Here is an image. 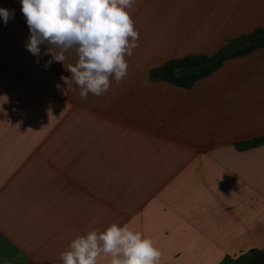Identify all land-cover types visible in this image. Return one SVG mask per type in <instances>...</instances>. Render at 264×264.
Listing matches in <instances>:
<instances>
[{
  "label": "crops",
  "instance_id": "obj_1",
  "mask_svg": "<svg viewBox=\"0 0 264 264\" xmlns=\"http://www.w3.org/2000/svg\"><path fill=\"white\" fill-rule=\"evenodd\" d=\"M0 7L14 11L0 21V264H61L113 223L151 239L159 264L264 250V46L191 87L151 76L264 29V0H135L127 75L86 99L62 79L75 52L46 68L20 0Z\"/></svg>",
  "mask_w": 264,
  "mask_h": 264
},
{
  "label": "clouds",
  "instance_id": "obj_2",
  "mask_svg": "<svg viewBox=\"0 0 264 264\" xmlns=\"http://www.w3.org/2000/svg\"><path fill=\"white\" fill-rule=\"evenodd\" d=\"M135 0H20L29 28L25 47L34 57L50 55L45 62L64 64L74 51L77 60L69 65L70 76L62 77L67 86L73 82L86 99L108 91L111 80L120 82L126 75V56L138 45L129 9ZM14 11L0 7V21L6 25ZM47 45L41 52V46ZM110 264H159L161 252L153 241L127 226L111 224L103 231L92 230L70 242L60 253L61 264H97L101 255Z\"/></svg>",
  "mask_w": 264,
  "mask_h": 264
},
{
  "label": "trees",
  "instance_id": "obj_3",
  "mask_svg": "<svg viewBox=\"0 0 264 264\" xmlns=\"http://www.w3.org/2000/svg\"><path fill=\"white\" fill-rule=\"evenodd\" d=\"M253 34L230 39L211 55L185 56L170 60L163 66L152 69L151 76L154 79L170 81L178 86L191 87L196 81L220 68L227 59L248 54L264 46V39L252 44L247 42ZM220 264H264V250L252 249L234 260H227Z\"/></svg>",
  "mask_w": 264,
  "mask_h": 264
},
{
  "label": "water",
  "instance_id": "obj_4",
  "mask_svg": "<svg viewBox=\"0 0 264 264\" xmlns=\"http://www.w3.org/2000/svg\"><path fill=\"white\" fill-rule=\"evenodd\" d=\"M264 39V30H260L256 33H254L253 35H251L247 42L252 44V43H255V42H258V41H261Z\"/></svg>",
  "mask_w": 264,
  "mask_h": 264
},
{
  "label": "rangeland",
  "instance_id": "obj_5",
  "mask_svg": "<svg viewBox=\"0 0 264 264\" xmlns=\"http://www.w3.org/2000/svg\"><path fill=\"white\" fill-rule=\"evenodd\" d=\"M261 30H264V29H261ZM258 31V30H257ZM257 31H255V32H257ZM254 33V32H253ZM253 33H250V34H253ZM161 80H163V79H161ZM164 81H167V80H164ZM167 82H170V81H167Z\"/></svg>",
  "mask_w": 264,
  "mask_h": 264
}]
</instances>
